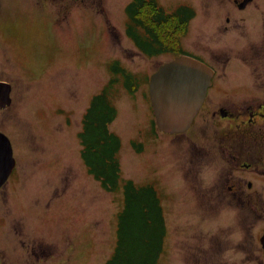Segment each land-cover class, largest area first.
I'll list each match as a JSON object with an SVG mask.
<instances>
[{
	"label": "rangeland",
	"instance_id": "1",
	"mask_svg": "<svg viewBox=\"0 0 264 264\" xmlns=\"http://www.w3.org/2000/svg\"><path fill=\"white\" fill-rule=\"evenodd\" d=\"M130 1L104 0V11L86 4L72 15L71 25L60 28L51 26L52 18H45L49 13L40 7L21 5L14 20L8 16L7 27L16 33L7 47L0 43V54L5 49L0 74L8 71L15 94L12 107L0 110V131L9 135L17 165L7 187L0 186V264H108L125 205L124 180L152 184L161 199L171 184L164 181L174 159L170 142L156 136L152 124L156 117L149 94L151 75L184 48L207 45L211 38L229 48L223 42L229 37L221 33L227 16L232 19L230 37L248 30L256 39L264 21V0L243 6L244 0H157L170 13L187 6L189 24L167 32L165 51L151 56L128 35ZM246 6L250 15L241 10ZM51 28L63 33V42L57 37L51 41ZM238 40L236 36L233 41ZM115 62L133 74L132 90L124 73L113 70ZM105 88L117 108L109 129L122 141L121 188L113 190L86 166L79 137L87 107ZM173 201L174 210L164 215L170 243H163L158 263L223 264L228 253L208 257L202 251L196 258L186 257L179 233L184 227L191 231L203 226L202 237L209 238L220 211L213 215L193 210L188 200Z\"/></svg>",
	"mask_w": 264,
	"mask_h": 264
},
{
	"label": "flooded vegetation",
	"instance_id": "2",
	"mask_svg": "<svg viewBox=\"0 0 264 264\" xmlns=\"http://www.w3.org/2000/svg\"><path fill=\"white\" fill-rule=\"evenodd\" d=\"M103 2L0 0L1 46L7 47L9 37L16 33L7 27L8 16L14 20L21 5L46 10L45 15L49 13V17L45 18L53 21L51 26L60 28L71 25L72 15L81 13L86 4L104 11ZM241 10H248L247 6ZM249 10L248 15L252 13ZM243 18L245 16L240 17L241 20ZM186 19L183 24L188 26L189 17ZM107 21L111 19L107 18ZM226 22L221 33L229 40L223 41L224 45H228L232 52L236 49L237 54L233 52L231 55L222 40L217 41L216 38H211L207 45L197 43L194 48H184L181 52L203 60L214 70L212 84L189 128L172 133L158 128L156 121L152 123L155 135L170 142L169 150L174 157L171 174L163 178L171 184L166 187V196L160 199L161 208L164 215L174 210L170 204L173 199L177 203L190 201V207L196 211H207L213 215L220 211L221 217L210 230L208 240L202 237L203 226L189 228L191 231L186 227L179 228L186 257L196 258L197 252L202 251L208 257L210 254L219 257L228 253V258L221 257L225 259L223 264H264V21L256 39L248 30L238 35L233 31L235 34L230 37L233 34L230 16L226 17ZM51 32V41L55 42L57 37L63 42V33L59 29ZM236 36L238 42L233 41ZM178 47L182 48V45ZM219 52L223 55L220 56ZM7 72H4L5 76L0 74L1 111L9 110L14 103V83L11 77H6ZM12 174L1 189L7 187ZM165 231L163 243H170V232L168 229ZM196 240L198 242L194 244L192 241Z\"/></svg>",
	"mask_w": 264,
	"mask_h": 264
},
{
	"label": "trees",
	"instance_id": "3",
	"mask_svg": "<svg viewBox=\"0 0 264 264\" xmlns=\"http://www.w3.org/2000/svg\"><path fill=\"white\" fill-rule=\"evenodd\" d=\"M189 11L187 6H181L170 13L157 0H132L126 8L130 18L128 35L147 55L162 53L166 49L163 38L175 28L179 31L183 29ZM177 49L175 47V51ZM112 68L124 73L129 89L136 86L133 74L118 62ZM116 114L117 108L105 88L94 95L87 107L79 133L86 166L110 190L121 188L118 151L122 141L116 132L109 129ZM122 185L125 205L119 213L118 246L108 264H135L138 259L140 264H159L162 238L166 231L156 188L152 184L137 185L131 179L124 180Z\"/></svg>",
	"mask_w": 264,
	"mask_h": 264
},
{
	"label": "water",
	"instance_id": "4",
	"mask_svg": "<svg viewBox=\"0 0 264 264\" xmlns=\"http://www.w3.org/2000/svg\"><path fill=\"white\" fill-rule=\"evenodd\" d=\"M249 0H244L241 6ZM213 69L190 55L176 56L165 62L151 77L150 94L158 126L164 131L186 130L201 106ZM13 146L0 131V186L15 165Z\"/></svg>",
	"mask_w": 264,
	"mask_h": 264
}]
</instances>
